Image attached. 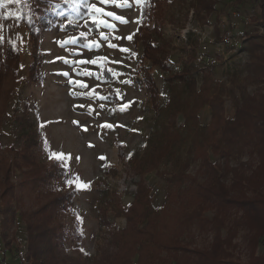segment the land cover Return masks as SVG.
<instances>
[{"label": "rangeland", "instance_id": "374dc122", "mask_svg": "<svg viewBox=\"0 0 264 264\" xmlns=\"http://www.w3.org/2000/svg\"><path fill=\"white\" fill-rule=\"evenodd\" d=\"M216 2L213 13L205 15L201 12L198 15L195 10L196 0H165L159 20L163 38L154 45L168 43L166 58L169 71L166 72L150 59L143 57V45L135 44L134 36L131 41L111 40V43L130 49V53H121L108 47V42L100 39L95 26L89 24L84 27L83 19L77 16V11L86 14L87 8L70 9L64 0H31L30 8L35 21L40 16H52L56 19L49 29L42 31L40 37L41 76L36 82L25 80L32 64L30 34L20 19L16 18L20 17L24 2H5V6L0 8V35L5 37L4 48L16 40L22 62L19 72L22 81L8 103L7 115L0 129V155L12 159L13 155L6 148L13 144L15 148L21 147L23 140L18 137L15 116L25 114L39 133L40 144L33 149L37 162H52L49 159L50 151L71 154V160L68 161L71 169L69 175H78L81 181L89 184L87 188H80L74 199L77 216L82 218V222L68 210L58 215L57 221L64 227L66 237L55 251L56 261L69 258L79 259L82 264H103L105 253L117 252L118 247L112 237L115 232L126 229L127 219L121 210L133 203L140 183L149 190L153 211H165V214L161 213L162 216L166 217V221L176 223L175 227L182 224L183 245L189 249L207 251L215 242L218 231L214 222L217 203L212 201L195 205L191 203L189 192L185 197L188 176L196 177L201 182L206 178L195 154L197 143L215 133L209 105L197 111L199 127L192 130L184 118L185 114L192 112L191 103L186 106L181 104L176 126L183 133L184 140L175 142L172 138L173 153L164 157L156 169L137 173L134 168L136 162L139 163L141 158L147 156L153 145L163 141L162 128L168 125L173 110H177L173 108L175 103L169 101L171 97L177 96L184 104L193 98L187 84L176 78L184 69L189 68L197 76L196 88L199 90L203 72L202 69L196 72L195 67H212L214 92L222 95L224 100V118L233 119L236 116L243 93L264 94V26L261 25L259 0H244L242 3L237 0ZM56 4L61 7L56 8ZM97 6L103 7L99 3ZM107 10L118 12L130 23L121 25L116 22L118 31L115 33L104 28L101 31L120 37L136 33L140 25L131 21L140 16L139 9L118 10L109 7ZM60 11L64 12L63 16L57 14ZM9 13L16 15L9 16ZM69 18L74 23L70 24ZM154 21L150 20L151 26ZM81 31L89 33L87 41L80 38L81 45L89 41H99L100 47L90 50L80 45L61 47L58 43L79 37ZM20 36L23 37L22 43L18 40ZM193 46H197L195 54ZM57 57L76 61L108 57L109 61L122 60L123 66L105 61H99L97 65L73 66L65 64ZM100 63L104 64L103 69L99 67ZM108 68L127 75L113 76ZM77 70L93 71L97 75L78 76ZM62 72L70 73L73 79L83 81L88 87L82 89L73 86L68 82V77L58 75ZM104 72H109L111 79ZM146 73L153 77L160 91L159 107L154 106L153 98L146 90ZM121 80H131L132 83L125 85ZM116 89L125 94L123 101L117 98ZM90 93L93 95H89ZM99 96L109 99L101 101ZM128 101L134 102L125 111H120V105ZM101 104L104 105L103 108L100 107ZM79 105L84 107H78ZM89 108L94 111L89 112ZM105 122L124 127L101 129L99 125ZM85 127L87 131L84 130ZM208 153L212 162L221 167L224 165L225 161L213 155L211 149H208ZM250 155L248 149L235 148L229 160L230 166H238L239 173L249 177L252 175L250 166L255 168L258 165V159ZM22 172L13 168L12 182L18 187L22 181ZM175 176H179L178 179H173ZM234 182L237 180L232 173L224 180L232 195L238 193V189H233ZM53 185L61 191L70 189L61 176ZM262 186L264 190V185ZM248 195L252 196L253 192L248 190ZM18 197V202L13 200L14 207L18 208L17 215L10 222L6 237L2 233L4 204L0 200V264H23L28 252L27 226L20 212L32 209L38 204V200L34 193L27 191H20ZM198 213L201 215L199 219ZM241 217L242 212L229 210L227 218L224 217V222L221 223L219 236L228 240L229 244L225 243L223 249L230 262L248 264L252 258H264V238L255 249L250 248L246 239L249 236L248 229L239 225L234 230ZM76 230L82 239L75 237ZM117 242L120 245L126 241L120 236ZM176 256L180 254L175 251L160 253V258L168 262L167 264H175ZM164 261L157 260L156 264H163Z\"/></svg>", "mask_w": 264, "mask_h": 264}, {"label": "trees", "instance_id": "16d2710c", "mask_svg": "<svg viewBox=\"0 0 264 264\" xmlns=\"http://www.w3.org/2000/svg\"><path fill=\"white\" fill-rule=\"evenodd\" d=\"M242 3L244 0H237ZM23 8L20 21L29 30L31 60L26 81L36 82L41 76L39 70L42 62L40 53V37L43 30L49 29L56 21L52 16H40L35 21L30 8L31 0H23ZM165 0H150L146 7L143 24L136 31L133 42L142 43L144 48L143 57L150 59L153 64L158 65L162 70L169 71L166 52L167 44L154 45L163 38V32L159 20ZM216 0H196L195 10L198 15L204 12L205 15L213 13L216 9ZM261 8V25L264 26V0H259ZM31 18V22H29ZM150 20H155L153 26ZM92 27L95 25H92ZM77 28V26H75ZM14 51L9 43L5 47V41L0 44V129L7 115L9 101L22 81L19 72L22 68L21 52L18 47ZM194 54L197 46H193ZM196 57V55H195ZM198 72L202 69L203 81L199 90L196 88L197 76L189 68L184 69L176 78L185 82L193 94V98L181 103V100L171 97L170 103H175L173 112L169 116L167 126L161 131L162 142L153 145L147 152V156L136 162L134 171L141 173L144 170L152 171L156 169L162 159L173 153L172 138L178 142L184 140V135L177 128V115L181 104L191 103L192 112L185 114L186 124L192 130L199 127L197 111L206 105L212 109L214 135L205 138L197 143L195 158L200 160V169L204 176L203 182L196 177H189L186 184L185 197L190 193L191 203L198 205L202 203L216 202L217 215L214 222L216 224L217 235L215 242L207 251L189 249L181 242L182 224L176 226L171 220L166 221L162 216L164 212L153 211L149 190L143 183H140L133 203L129 204L121 212L127 219L126 229L113 234L114 244L118 251L105 253L103 264H156L162 251H175L180 256L174 259L175 264H241L230 262L227 259L223 246L228 240H223L219 236L221 223L224 217L227 218L229 210L242 212L240 222L237 226L244 225L248 229V245L255 249L264 238V94L250 95L243 93L241 103L238 104L236 116L233 119L224 118V100L222 95L214 92L211 80L212 67H195ZM104 75L111 79L109 72ZM174 77V76H172ZM145 87L154 101V106L159 107L158 96L160 91L153 77L146 73ZM181 109V108H180ZM18 129V137L23 140L20 148H15L14 144L8 146L6 150L13 155L12 159L6 155H0V200L4 204L3 210V236L10 222L14 221L18 208L14 207L13 200L19 199L20 191L32 192L38 204L29 210H21V216L26 223L28 232V252L23 264H82L81 260L64 259L56 261L55 251L59 243L65 239L64 227L57 221L58 215L63 211H71L77 216L75 197L78 190L75 187L67 191H61L53 182L60 176L66 179L63 167L55 160L46 164H39L34 156L33 149L40 144L38 131L33 127L27 115L15 116ZM167 127V128H166ZM235 148L248 149L250 156L254 155L258 159V165L252 169V175L244 177L237 167L230 166V157L234 154ZM208 149L215 156L223 159L224 165L221 167L212 162ZM241 165V164H240ZM13 168L23 171L20 187L12 182ZM232 173L237 182L233 183V189H238L236 195L231 194V190L226 187L224 180ZM179 176L173 177L178 179ZM180 181H182L180 179ZM235 181V180H234ZM247 181V182H246ZM248 190L253 195H248ZM203 208V207H202ZM152 211L154 217L152 218ZM103 214V210H102ZM223 214V217L221 216ZM200 214H197L198 219ZM193 218V217H191ZM115 231V230H114ZM74 235L77 239H82L81 234L76 230ZM125 238V243L118 244L117 239ZM232 238V236H230ZM230 241V240H229ZM229 244V243H228ZM125 245V246H124ZM254 252V251H253ZM252 252V255H253ZM80 261V262H79ZM168 262L164 261L163 264ZM171 264V263H170ZM248 264H264V258H252Z\"/></svg>", "mask_w": 264, "mask_h": 264}, {"label": "snow or ice", "instance_id": "6c2138e0", "mask_svg": "<svg viewBox=\"0 0 264 264\" xmlns=\"http://www.w3.org/2000/svg\"><path fill=\"white\" fill-rule=\"evenodd\" d=\"M5 2H7V3H20L21 0H0V8L5 6ZM64 3L67 4L70 9H78L79 7L87 8L88 11L86 14H81L78 11L76 13L80 19H83L84 27H88L90 23L92 25H95L96 31L99 32L100 39L103 41H107L108 47L113 48V49H117L121 53H130L131 52L130 49L121 47L118 44L111 43V40L112 39H116V40L127 39V40L131 41L133 39V36L136 34L135 32L129 34L127 37H120V36H115V35H109L108 33L100 30L102 28L110 29L112 33H115L116 31H118V26H117L116 22H119V24H121V25H126V24L130 23V21L125 16L118 14V12H116V11H110L107 9L109 7H113V8L118 9V10L139 9L140 10V16L131 22L136 23L137 25H142L144 18H145V15H146L145 9L147 6H149L150 0H96V2H92V0H64ZM97 3L103 5V7H98ZM55 7L60 8L61 6H60V4H56ZM57 14L63 16L64 12L60 11ZM15 15L16 14L9 13V16H15ZM16 18L20 19L21 17L16 16ZM29 22H31V18H29ZM69 23L72 24V23H74V21L71 18H69ZM62 27H64V25H62ZM0 28H2V26H0ZM136 31L137 32L139 31V27L137 28ZM88 35H89L88 32L81 31L79 33V37L69 38L65 41H60L58 43L60 44L61 47H64L65 45H80V46L88 48L90 50L99 48L100 47L99 41H89V42L83 43L81 45L80 38H83L85 41H87ZM4 40H5V37L3 35H0V44H3ZM18 40H19V42L22 43L23 37L22 36L18 37ZM10 44H11V48L15 51L17 48V41L13 40L10 42ZM76 54L80 55L79 52H77ZM132 55H135V53H132ZM57 59H61V60H63V62L65 64H70L73 66H75L77 64H80V65H85V64L97 65L99 61L110 62L111 64H118V65L123 66L122 60H111V61H109L108 57H97V58L92 59V60L81 59L78 61L69 60V59H66L64 57H57ZM52 62L55 63V61H52ZM99 67L101 69H103L104 64L100 63ZM107 70L109 72H111L113 76H116V77H122V76L127 75V73L117 72L112 68H108ZM58 75L68 77V82L75 87H79L82 89H86L88 87V85L86 83H84L83 81L73 79L71 74L68 72L58 73ZM76 75H78V76H84V75L94 76L97 74L93 71L77 70ZM97 78H99V77H97ZM120 82L122 84H125V85L132 83L131 80H121ZM73 95H76V93H73ZM89 95H93V93H90ZM124 95L125 94L123 92H121L120 89H116V96L120 101L124 100ZM99 99L101 101H106L109 99V97L99 96ZM133 102L134 101H128L127 103H122L120 105L119 110L125 111L130 106V104ZM78 107H84V105H79ZM100 107L103 108L104 105L101 104ZM88 111L91 112V111H94V109L89 108ZM113 111H115V109H113ZM97 114H99V113H97ZM76 123H78V122H76ZM99 127L101 129H104V128L114 129L116 127H124V126L123 125H114V124L105 122V123L99 125ZM84 130L87 131V128L85 127ZM49 159L55 160L58 164H60L63 167L64 172H65V177H66L65 183H66L67 187H69V188L75 187L76 190H79L80 188L89 187V184H86L83 181H81L80 177L78 175H69L71 169H70V164L68 163V161L71 160V154H65L63 152H57V151H50L49 152ZM100 159H105V157H100ZM77 219L81 220V222H82L81 217L77 216ZM81 251H83V249H81Z\"/></svg>", "mask_w": 264, "mask_h": 264}, {"label": "built area", "instance_id": "2783aa9c", "mask_svg": "<svg viewBox=\"0 0 264 264\" xmlns=\"http://www.w3.org/2000/svg\"><path fill=\"white\" fill-rule=\"evenodd\" d=\"M230 35V34H229Z\"/></svg>", "mask_w": 264, "mask_h": 264}]
</instances>
